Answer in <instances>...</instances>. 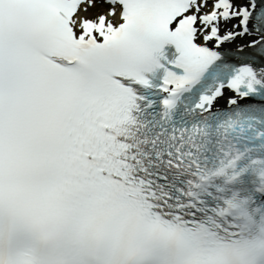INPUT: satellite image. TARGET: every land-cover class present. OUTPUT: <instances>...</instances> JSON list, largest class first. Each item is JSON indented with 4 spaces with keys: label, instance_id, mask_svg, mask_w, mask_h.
<instances>
[{
    "label": "snow or ice",
    "instance_id": "1",
    "mask_svg": "<svg viewBox=\"0 0 264 264\" xmlns=\"http://www.w3.org/2000/svg\"><path fill=\"white\" fill-rule=\"evenodd\" d=\"M0 264H264V0H0Z\"/></svg>",
    "mask_w": 264,
    "mask_h": 264
}]
</instances>
